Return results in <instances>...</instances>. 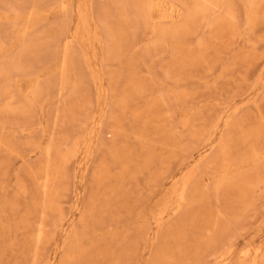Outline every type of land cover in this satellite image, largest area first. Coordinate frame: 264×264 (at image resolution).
<instances>
[{
	"label": "rangeland",
	"instance_id": "obj_1",
	"mask_svg": "<svg viewBox=\"0 0 264 264\" xmlns=\"http://www.w3.org/2000/svg\"><path fill=\"white\" fill-rule=\"evenodd\" d=\"M263 123L264 0H0V264H264Z\"/></svg>",
	"mask_w": 264,
	"mask_h": 264
},
{
	"label": "bare ground",
	"instance_id": "obj_2",
	"mask_svg": "<svg viewBox=\"0 0 264 264\" xmlns=\"http://www.w3.org/2000/svg\"><path fill=\"white\" fill-rule=\"evenodd\" d=\"M183 15H184V13H183ZM250 20V19H249ZM155 25V24H154ZM154 28V27H153ZM157 28V27H156ZM154 30H155V28H154ZM153 30V31H154ZM264 124V123H263ZM248 140V139H247ZM255 149H253V151H254ZM256 152V151H255ZM231 165V164H230ZM241 166V165H240ZM185 201V200H184ZM184 204V203H183ZM179 211V210H178ZM258 253V252H257ZM256 264V263H255Z\"/></svg>",
	"mask_w": 264,
	"mask_h": 264
}]
</instances>
